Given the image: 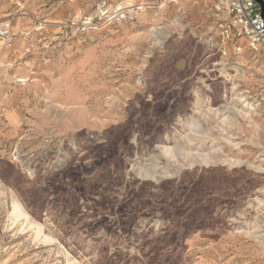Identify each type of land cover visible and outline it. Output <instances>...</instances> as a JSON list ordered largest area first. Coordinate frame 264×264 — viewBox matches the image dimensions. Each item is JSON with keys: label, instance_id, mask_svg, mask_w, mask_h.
<instances>
[{"label": "rangeland", "instance_id": "rangeland-1", "mask_svg": "<svg viewBox=\"0 0 264 264\" xmlns=\"http://www.w3.org/2000/svg\"><path fill=\"white\" fill-rule=\"evenodd\" d=\"M230 21L0 0V264H264V53Z\"/></svg>", "mask_w": 264, "mask_h": 264}, {"label": "built area", "instance_id": "built-area-1", "mask_svg": "<svg viewBox=\"0 0 264 264\" xmlns=\"http://www.w3.org/2000/svg\"><path fill=\"white\" fill-rule=\"evenodd\" d=\"M216 4L219 10L226 12L230 17L235 34L244 38L251 49L264 53V23L260 7L255 0H216ZM9 35L8 26L0 29L1 39L6 40ZM18 82L24 83V80Z\"/></svg>", "mask_w": 264, "mask_h": 264}, {"label": "water", "instance_id": "water-1", "mask_svg": "<svg viewBox=\"0 0 264 264\" xmlns=\"http://www.w3.org/2000/svg\"><path fill=\"white\" fill-rule=\"evenodd\" d=\"M255 2L259 5L261 11V17L264 23V1L263 0H255Z\"/></svg>", "mask_w": 264, "mask_h": 264}, {"label": "crops", "instance_id": "crops-1", "mask_svg": "<svg viewBox=\"0 0 264 264\" xmlns=\"http://www.w3.org/2000/svg\"><path fill=\"white\" fill-rule=\"evenodd\" d=\"M1 61H2V60H1ZM3 61H4V60H3ZM3 61H2V62H3Z\"/></svg>", "mask_w": 264, "mask_h": 264}]
</instances>
